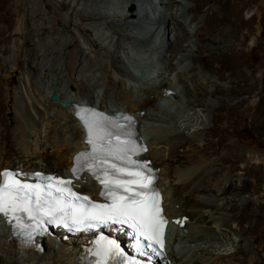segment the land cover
Wrapping results in <instances>:
<instances>
[{
	"label": "bare ground",
	"instance_id": "bare-ground-1",
	"mask_svg": "<svg viewBox=\"0 0 264 264\" xmlns=\"http://www.w3.org/2000/svg\"><path fill=\"white\" fill-rule=\"evenodd\" d=\"M75 1L51 12L32 0L0 45V172L68 173L85 147L72 103L133 114L175 230L171 264H264V243L254 250L244 241L264 232L254 220L264 212V0ZM156 57L159 71L147 66ZM246 119L256 149L229 138ZM90 239L55 235L26 247L0 226V264H79Z\"/></svg>",
	"mask_w": 264,
	"mask_h": 264
},
{
	"label": "snow or ice",
	"instance_id": "snow-or-ice-1",
	"mask_svg": "<svg viewBox=\"0 0 264 264\" xmlns=\"http://www.w3.org/2000/svg\"><path fill=\"white\" fill-rule=\"evenodd\" d=\"M84 122L91 151L76 157L78 167L73 168V175L78 176L87 167L101 183L100 195L107 202L93 203L87 196L77 195L70 187L71 180L47 177L46 186L31 185L6 172L0 183V213L6 217L11 214L22 228L28 227L23 224L24 216L34 221L36 227L56 224L76 232L117 225L123 231L127 226L138 255H147V248L157 251L153 245L163 246L166 222L161 215L159 193L153 187L151 169L132 159L142 149L130 139L131 131L107 117L91 113ZM93 255L98 257L96 264L110 261L141 264L138 259L125 256L115 240L103 236L96 242Z\"/></svg>",
	"mask_w": 264,
	"mask_h": 264
},
{
	"label": "rangeland",
	"instance_id": "rangeland-1",
	"mask_svg": "<svg viewBox=\"0 0 264 264\" xmlns=\"http://www.w3.org/2000/svg\"><path fill=\"white\" fill-rule=\"evenodd\" d=\"M32 0H0V45L5 44V46H8V44L10 43V37L9 34L11 32V30L15 29L17 21L19 20V18L22 17V15L25 12V8L23 7L24 5H27V3H31ZM67 2H70L72 0H66ZM45 2L52 8L53 12L54 10H56V7H59L61 5V3L63 2V0H45ZM76 1L74 0V3ZM7 4V5H6ZM213 4L215 5V2H213ZM80 8H85L87 10L92 9H96V6H85V5H80ZM100 7V6H99ZM59 11V10H58ZM69 12L68 8L65 9L64 11H59L58 12V18L63 21L64 18H66L67 13ZM48 13V12H47ZM77 21L75 20L73 22V24H76ZM90 34H92V36L95 37V32H91ZM98 36V34H96ZM65 37H69L68 34L65 35ZM98 43H101V40L99 37H96ZM167 39V37H166ZM51 42V39H45ZM26 47L31 48L30 44H27ZM52 47H55L54 45H52ZM25 48V47H24ZM164 50H166V47L164 48ZM167 56L169 57V53L167 54ZM259 56V55H258ZM15 57V56H14ZM13 58V55H12ZM158 57L154 58V60H152V62L148 63V67L149 69H154L157 68V70L159 71L160 66L158 65ZM3 62L0 60V73H2L3 71ZM200 64L196 63V68L197 71L200 70L199 69ZM22 68V63H20L19 67L13 71L11 73V77H10V89L11 92L14 93V89L16 87L19 86V75H20V71ZM12 102L9 104V108H11L12 110ZM185 105V103H183V106ZM172 112H175V106L171 107ZM9 113V117H12V113ZM144 123H147V121H145ZM160 123H157L156 125H159ZM222 124V125H221ZM244 128L241 130V132H238L236 135L233 134L232 132H230L229 138L232 140H239L240 141V145H242L245 148L248 149H256V147L259 144V136L256 132H254L250 126V120L246 119L243 123ZM226 124H224L223 122L219 123V127H224ZM210 128H214L213 125H209ZM238 127V129L241 127V125L239 124L238 126H236V128ZM28 131L31 130V128H27ZM217 145H214V147H216ZM217 153L222 152L223 147L222 146H217ZM4 154V153H3ZM4 157V155H3ZM159 182V181H158ZM263 211H264V207H263ZM254 220L257 221L258 223L263 222V224L261 225V228L264 230V212L263 213H256ZM245 227H248V223L244 224ZM172 233H174V231H171ZM263 233V234H262ZM248 235H246V237H244V241L247 242L249 244V246L251 248H253L254 250H259L260 247L263 246L264 243V239H263V235L264 232H260L257 230H251L249 233H247ZM171 238V236H170ZM253 239H256V242H253ZM178 246V244L175 246V248Z\"/></svg>",
	"mask_w": 264,
	"mask_h": 264
},
{
	"label": "water",
	"instance_id": "water-1",
	"mask_svg": "<svg viewBox=\"0 0 264 264\" xmlns=\"http://www.w3.org/2000/svg\"><path fill=\"white\" fill-rule=\"evenodd\" d=\"M131 10H133V8H131ZM49 100L52 101V102H56L58 103L61 107H67L69 105V102L65 101V102H61L59 100V96L54 94V93H51L50 96H49Z\"/></svg>",
	"mask_w": 264,
	"mask_h": 264
}]
</instances>
